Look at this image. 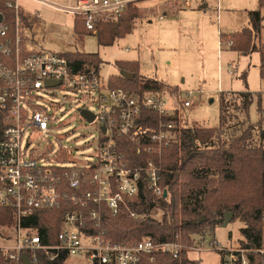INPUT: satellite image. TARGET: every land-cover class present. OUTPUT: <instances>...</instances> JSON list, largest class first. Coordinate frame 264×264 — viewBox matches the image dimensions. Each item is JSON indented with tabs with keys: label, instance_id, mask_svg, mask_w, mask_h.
Returning a JSON list of instances; mask_svg holds the SVG:
<instances>
[{
	"label": "built area",
	"instance_id": "obj_1",
	"mask_svg": "<svg viewBox=\"0 0 264 264\" xmlns=\"http://www.w3.org/2000/svg\"><path fill=\"white\" fill-rule=\"evenodd\" d=\"M131 1L79 0L68 11L96 33L99 22L116 20ZM0 16V206L14 211L15 222L7 227L18 231L15 244L0 250L18 264L24 255L36 257L38 252L50 260L83 255L92 264H143L144 256L157 252L179 257L181 242L147 237L116 244L102 227L106 211L116 216L127 208L131 216H138L132 205L142 184L157 196L167 191L160 160L164 148L176 139L178 111L173 98L162 92L110 88L100 71L89 65L77 68L63 52L29 50L25 34L30 17L18 0H0ZM56 87L82 91L94 101L95 110L83 108L94 114V120L81 114L89 123H98L94 160L73 166L51 164L45 153L29 149L30 138L47 134L53 120L38 102V92ZM191 105L182 100L183 109ZM149 112L160 119L153 121ZM125 146L136 148L137 159L128 157ZM57 160L68 163L72 158L62 151ZM53 209L62 212L59 231L42 232L21 223L40 210ZM215 249L219 264H250V250L241 245Z\"/></svg>",
	"mask_w": 264,
	"mask_h": 264
},
{
	"label": "rangeland",
	"instance_id": "obj_2",
	"mask_svg": "<svg viewBox=\"0 0 264 264\" xmlns=\"http://www.w3.org/2000/svg\"><path fill=\"white\" fill-rule=\"evenodd\" d=\"M45 1L40 4L36 0H19L33 22L25 34L29 50L97 53L102 59L100 73L104 78L119 74L116 61H138L142 79L154 78L172 85L173 92L169 89L163 93L173 98L177 111L183 99L191 101L190 107L180 111L190 126L218 125L221 93H226L231 100L238 99L234 93L246 88L242 78L246 72L254 101L248 117L241 108L235 109L239 99L232 105L224 137L229 140L249 125L264 128V77L260 74L259 53L246 54L232 50L228 43L219 44L220 33L230 35L250 26L249 10L256 8V0H192V8L176 0H132L134 5L139 1L145 13L131 33L106 46L99 44L94 33L79 40L75 15L68 11L76 3ZM203 5L206 7L202 8ZM164 12L168 14L160 20ZM38 95V102L53 115L52 126L47 134L31 137L29 149H37V154L45 153L51 164L73 166L94 160L98 123H89L81 115L83 108L95 110L94 101L82 91L60 87L40 90ZM253 140L258 146L264 145L258 133ZM62 151L72 160L58 161L57 155ZM153 216L161 219L162 212L155 210ZM244 226L240 219L220 225L195 245L202 251H189L190 258L198 260L199 264H219L215 248L241 245ZM17 236L15 228L0 226V248L15 244ZM196 239L199 241L200 237ZM210 248L213 250H208ZM66 264H92V261L83 255H72Z\"/></svg>",
	"mask_w": 264,
	"mask_h": 264
},
{
	"label": "trees",
	"instance_id": "obj_3",
	"mask_svg": "<svg viewBox=\"0 0 264 264\" xmlns=\"http://www.w3.org/2000/svg\"><path fill=\"white\" fill-rule=\"evenodd\" d=\"M262 8L264 0H259L258 8L249 12L250 26L221 37L234 51L246 54L258 51L260 74L264 77V43H256L264 27ZM140 15L139 7L129 3L116 20L99 22L94 33L99 44L111 45L117 38H124L133 31ZM75 32L80 41L91 33L78 16L75 18ZM63 54L79 69L89 65L100 71L102 59L97 53L78 50ZM116 64L119 74L108 78L110 88L139 94L163 93L169 89L173 92L172 85L163 80L142 79L138 61L119 60ZM246 76L245 72L242 76L245 90L234 94L240 100L235 109L241 108L248 117L254 97ZM238 99L231 100L226 93H221L219 124L216 126L188 125L182 118L181 107L175 119L176 139L164 148L160 160L162 185L167 196H157L150 187L142 184L136 203L132 205L137 217L131 216L127 208L116 216L108 211L104 213L102 227L116 244H133L149 237L156 242L177 241L184 245L179 257L157 252L144 256L143 264H199L198 260L190 258V249L202 242L206 235L213 234L228 216L230 220L240 219L245 223L241 230V246L250 250V264H264V252H260L264 249V145L258 146L253 140L258 133L264 142V129L261 125H249L229 140L224 137L229 111ZM149 115L153 121L160 119L156 112H149ZM125 150L128 157L137 159L135 147L125 146ZM155 210L162 212L161 219L153 216ZM61 221L62 212L53 209L40 210L21 223L37 227L42 232H56L60 230ZM14 222V211L0 206V226H11ZM29 256L34 264H66L68 259L64 254L50 260L43 252H38L36 257ZM0 264L18 263L0 250Z\"/></svg>",
	"mask_w": 264,
	"mask_h": 264
},
{
	"label": "crops",
	"instance_id": "obj_4",
	"mask_svg": "<svg viewBox=\"0 0 264 264\" xmlns=\"http://www.w3.org/2000/svg\"><path fill=\"white\" fill-rule=\"evenodd\" d=\"M36 1H38L40 4H45V0H36ZM71 1H73L72 3H78V1L79 0H71ZM140 1V0H139ZM139 1L138 2H136V4H137V6L139 7V9H140V11H141V15H140V17L136 20V22L140 19V18H142V16H143V14L145 13L143 10H142V8L139 6ZM257 2V5H256V8H252L251 10H254V9H257L258 8V5H259V0H256ZM18 2H19V0H18ZM176 2L177 3H184V5H185V7H187V8H192L193 7V2H192V0H176ZM20 3V2H19ZM131 3V2H130ZM21 5V4H20ZM163 6H164V3H163ZM21 7H22V10L24 9L23 8V6L21 5ZM204 7H206V5H203L202 6V8H204ZM251 10H249V12L251 11ZM24 11V10H23ZM25 13H27L28 14V16L30 17V22H29V27H31L32 26V18H31V14L29 13V12H26V11H24ZM261 12H262V14H263V16H264V8H262V10H261ZM167 14H168V12H164V14H162V15H160V20H164V18L167 16ZM165 16V17H164ZM75 18H76V16H75ZM136 24V23H135ZM263 24H264V20H263ZM249 25H250V14H249ZM221 35H222V33H220V41H219V44L220 45H222L224 42H223V40H222V37H221ZM264 35V27H263V29H262V32H261V36L259 37V39H257L256 40V43L258 44V43H264V41L262 40V36ZM261 40V41H260ZM258 41H260V42H258ZM227 46H229L230 47V45L229 44H226ZM231 48V47H230ZM223 49V48H222ZM56 51V50H55ZM58 52H64V51H58ZM255 52H258V51H255ZM252 53H254V52H252ZM259 53V52H258ZM250 54V53H249ZM259 55H260V53H259ZM164 81V80H163ZM165 82V81H164ZM245 90V89H244ZM264 129V128H263ZM69 258V257H68ZM220 261V260H219ZM67 262V261H66Z\"/></svg>",
	"mask_w": 264,
	"mask_h": 264
},
{
	"label": "water",
	"instance_id": "obj_5",
	"mask_svg": "<svg viewBox=\"0 0 264 264\" xmlns=\"http://www.w3.org/2000/svg\"><path fill=\"white\" fill-rule=\"evenodd\" d=\"M1 18H2V17L0 16V20H1ZM124 74H126V73H124ZM126 75H128V74H126ZM51 85H53V84H51ZM81 114H82L85 118H87L88 121H90V122H92V121L94 120V118H95L94 114L91 113V112H90L89 110H87V109H82V110H81ZM103 130H104V132L106 131L105 128H103ZM167 194H168L167 191H165L164 196L166 197ZM228 221H230V216H228L227 219H226V222H228ZM226 222H225V223H226ZM22 260H23L22 264H34L33 261H32L27 255H24V256L22 257Z\"/></svg>",
	"mask_w": 264,
	"mask_h": 264
}]
</instances>
